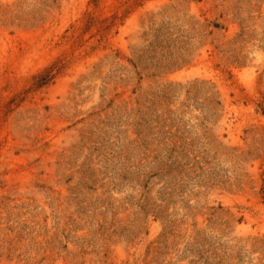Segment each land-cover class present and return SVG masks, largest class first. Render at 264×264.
Listing matches in <instances>:
<instances>
[{"label":"rangeland","instance_id":"obj_1","mask_svg":"<svg viewBox=\"0 0 264 264\" xmlns=\"http://www.w3.org/2000/svg\"><path fill=\"white\" fill-rule=\"evenodd\" d=\"M0 264H264V0H0Z\"/></svg>","mask_w":264,"mask_h":264}]
</instances>
